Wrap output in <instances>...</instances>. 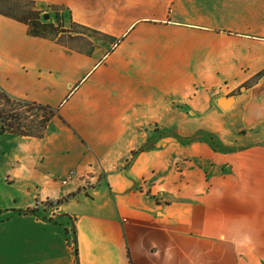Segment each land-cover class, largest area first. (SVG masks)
Listing matches in <instances>:
<instances>
[{
  "label": "crops",
  "instance_id": "crops-1",
  "mask_svg": "<svg viewBox=\"0 0 264 264\" xmlns=\"http://www.w3.org/2000/svg\"><path fill=\"white\" fill-rule=\"evenodd\" d=\"M21 1L112 42L0 13V88L59 109L3 134L25 203L0 206V264H264V0Z\"/></svg>",
  "mask_w": 264,
  "mask_h": 264
},
{
  "label": "trees",
  "instance_id": "trees-1",
  "mask_svg": "<svg viewBox=\"0 0 264 264\" xmlns=\"http://www.w3.org/2000/svg\"><path fill=\"white\" fill-rule=\"evenodd\" d=\"M0 1V13L27 25L29 35L33 37L49 39L70 48L85 36L97 39L103 45L112 42L106 35L75 23L67 11L65 14L63 10L55 9L54 15L48 20L44 18L43 12L34 10L30 3L21 0ZM263 76L264 72L258 74L253 82L259 81ZM58 115V108L14 98L0 88V134L42 139L46 136L51 121ZM62 202L64 201L57 204ZM21 212L35 214V210L31 209Z\"/></svg>",
  "mask_w": 264,
  "mask_h": 264
},
{
  "label": "rangeland",
  "instance_id": "rangeland-1",
  "mask_svg": "<svg viewBox=\"0 0 264 264\" xmlns=\"http://www.w3.org/2000/svg\"><path fill=\"white\" fill-rule=\"evenodd\" d=\"M64 13L66 14V11H64ZM47 15L50 16L51 14L47 13ZM49 19L50 17L48 20ZM9 137L10 136L0 134V206H4L8 203L9 208L14 210L15 208L23 206L25 200L23 199L24 196L20 194L21 192L18 190V187L16 188V186H11L15 181H17L14 179V173L12 172V167H10L12 156L14 158L15 155H17L14 154L17 146L11 140H8L10 139ZM139 151V149L134 150L131 157L134 158ZM8 185H10V187ZM45 205L49 208H54L58 204L56 202H46L44 206Z\"/></svg>",
  "mask_w": 264,
  "mask_h": 264
},
{
  "label": "water",
  "instance_id": "water-1",
  "mask_svg": "<svg viewBox=\"0 0 264 264\" xmlns=\"http://www.w3.org/2000/svg\"><path fill=\"white\" fill-rule=\"evenodd\" d=\"M44 18L48 19L49 15L46 14ZM232 102H233V98L232 97H224V98L219 100L218 105L223 110H227V109H229L231 107Z\"/></svg>",
  "mask_w": 264,
  "mask_h": 264
},
{
  "label": "built area",
  "instance_id": "built-area-1",
  "mask_svg": "<svg viewBox=\"0 0 264 264\" xmlns=\"http://www.w3.org/2000/svg\"><path fill=\"white\" fill-rule=\"evenodd\" d=\"M76 175L75 171H71L68 173V175H66V177H64V179L62 180V184L66 185L68 184L69 181H71Z\"/></svg>",
  "mask_w": 264,
  "mask_h": 264
}]
</instances>
